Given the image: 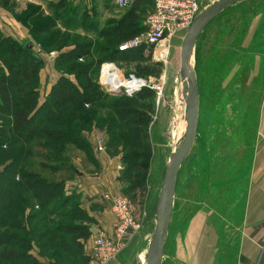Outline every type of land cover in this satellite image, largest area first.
<instances>
[{
  "label": "rangeland",
  "instance_id": "rangeland-1",
  "mask_svg": "<svg viewBox=\"0 0 264 264\" xmlns=\"http://www.w3.org/2000/svg\"><path fill=\"white\" fill-rule=\"evenodd\" d=\"M53 1L57 0H8V4L4 5L0 0V27L4 33L11 32L19 43H30L40 51L43 59L40 69L41 94L49 90V83L60 74L74 77L68 70L67 62L55 60L59 51L68 49V45L88 44L89 56L85 55L79 60L84 61L89 57L101 59L97 70L92 72L93 79L106 91L100 102L80 109L72 121L68 117L73 110L71 105L55 110L52 118L53 121H56L55 118L58 120L55 127H66L70 131L68 137L77 131L91 144L96 136L104 138V151L95 153L97 167L89 163L82 149L66 143L64 155L75 160L82 173L94 174V170L101 169L100 173L104 174L112 170L120 189L121 185L124 187L127 183L135 185L130 192L114 190L130 197L128 199L139 222L138 229L130 237L118 260L120 264H145L146 248L155 224L156 199L167 158L180 142L185 127L179 76V49L185 31L175 32L168 37L166 49L162 48L163 54L160 56L155 55L151 46V50L145 49L142 57L131 55L129 59L119 57L111 60L108 57L114 42H109L97 31L107 18L118 16L126 6L116 4L114 0H65L64 6L54 13ZM206 1L210 3L213 0ZM84 11L93 14L94 20L86 19ZM49 35V42L40 43L37 38ZM105 60L114 62L122 74L140 72L147 78L162 80L161 95L157 97L150 88L131 94L107 91L101 82L100 68ZM192 65L199 90L198 121L193 146L177 174L164 242L165 255L169 253L167 244L170 239L176 238L181 233L178 229L182 224L187 225L195 215L203 220L204 211L215 212L216 206H241L245 200L252 173V157L257 142L262 141L259 130L264 104V0H243L223 8L200 32L194 45ZM52 123L45 121L42 128L46 129ZM48 138L45 140L51 143L52 140ZM14 143L11 142L0 153V169L7 162L5 158L8 159L12 153ZM125 153H132L130 163L124 161ZM108 160L115 162V165H109ZM121 173L129 180L122 183L117 179ZM232 190L237 191L232 194ZM90 199L88 197L86 205H83L85 199L82 201V210L73 205L74 201L70 199L69 203L74 209L70 207L69 211L76 217H82L83 213L90 215L88 208L94 205H109L104 196L101 201L98 200L100 202H89ZM25 203L29 204L27 201L20 205L25 206ZM34 250L37 251V248ZM137 254L141 256L138 262ZM79 255L77 251H70L69 258L60 257L61 260L57 262L49 260V264H86ZM91 260L87 264H99Z\"/></svg>",
  "mask_w": 264,
  "mask_h": 264
},
{
  "label": "trees",
  "instance_id": "trees-1",
  "mask_svg": "<svg viewBox=\"0 0 264 264\" xmlns=\"http://www.w3.org/2000/svg\"><path fill=\"white\" fill-rule=\"evenodd\" d=\"M63 1L51 3L54 13L61 9ZM2 4H8V0H2ZM151 6L152 0H134L121 14L106 19L97 32L114 42L108 58L142 57L145 49L151 50V45L146 44L119 48L120 42L145 28V15ZM89 13L84 11L83 16L94 20V15ZM37 38L40 43H45L51 37ZM68 47L59 51L55 60L67 62L74 77L60 74L43 95L40 92V69L43 66L40 51L19 43L0 27V153L15 142L12 153L5 158L7 162L0 169V264H49V260L57 262L60 257L69 258L70 251L79 252L83 263H90L92 259L91 254L85 252L84 241L93 232L94 218L85 213L76 217L69 211L70 199L82 210L81 194L76 189L71 190L75 187L69 183L81 171L72 158L64 154L66 143H70L82 149L89 163L97 167V152L84 135L76 131L68 137L70 131L66 127H55L58 120L53 121L52 114L71 105L73 110L68 117L72 121L80 109L99 103L106 91L92 77L101 59L79 60L90 54L87 43H72ZM135 74L144 76L140 72ZM147 88L153 89L144 86L136 92ZM45 121L53 123L45 129L42 128ZM130 155L132 153L123 156L126 163H130ZM125 171L124 168L126 174ZM117 178L122 183L129 180L122 173ZM134 186L127 183L124 187L121 185L120 190L130 192ZM27 201L29 204L20 205Z\"/></svg>",
  "mask_w": 264,
  "mask_h": 264
},
{
  "label": "crops",
  "instance_id": "crops-1",
  "mask_svg": "<svg viewBox=\"0 0 264 264\" xmlns=\"http://www.w3.org/2000/svg\"><path fill=\"white\" fill-rule=\"evenodd\" d=\"M259 135L262 141L257 142L252 157V173L243 204H234L231 208L216 206L215 212L204 211L203 220L195 215L187 225L182 224L178 229L182 234L170 239L169 253H163L160 264H264V104ZM108 164L114 166L115 162L108 160ZM100 171L96 170L94 174L84 171L72 179L71 185L80 192L82 200L85 199L83 205L88 202V197H91L89 202H100L105 192L119 191L120 184L114 178V172L101 174ZM232 191L235 194L237 190ZM100 206L88 208L94 218L92 229H102L112 235L115 223L112 207L110 203ZM92 247L93 236L90 235L84 241L85 252L90 254Z\"/></svg>",
  "mask_w": 264,
  "mask_h": 264
},
{
  "label": "built area",
  "instance_id": "built-area-1",
  "mask_svg": "<svg viewBox=\"0 0 264 264\" xmlns=\"http://www.w3.org/2000/svg\"><path fill=\"white\" fill-rule=\"evenodd\" d=\"M114 1L116 4L128 6L134 0ZM207 4L206 0H152V6L145 15V28L129 39L120 42L119 48L125 49L146 44L153 46L155 55L160 56L163 54L162 48L165 47L166 49L167 38L175 32L186 31L192 19ZM105 62L100 67L103 77L101 82L103 84L108 83V76L106 75L113 73L116 74V81L108 84L119 89V91L131 94L144 86H148L155 90L157 97L161 95L163 91L162 80H153L135 73L122 74L112 61H109L112 64L111 72L106 74L103 69ZM93 144L97 154L104 151V138L102 136H96ZM103 196L110 203L115 215L114 232L110 235L102 229L93 231L91 234L93 236V247L90 254L96 263L120 264L118 260L119 253L127 246L130 237L138 229L139 222L127 196L121 192H105Z\"/></svg>",
  "mask_w": 264,
  "mask_h": 264
},
{
  "label": "water",
  "instance_id": "water-1",
  "mask_svg": "<svg viewBox=\"0 0 264 264\" xmlns=\"http://www.w3.org/2000/svg\"><path fill=\"white\" fill-rule=\"evenodd\" d=\"M243 0H213L201 9L192 19L188 29L185 31L179 49V76L184 99V120L185 127L182 138L175 149L170 152L167 164L164 169L160 189L155 204V224L151 233L146 253L145 264H160L164 253V242L168 228L173 194L175 190L178 170L190 152L196 135L198 109H199V90L196 74L192 65L194 55V45L199 33L207 23L217 15L223 8L230 4ZM31 47L30 43H27ZM115 80V76L110 74L108 83ZM106 85L107 91L118 93L119 89ZM170 135V133H167ZM140 260V255H136Z\"/></svg>",
  "mask_w": 264,
  "mask_h": 264
},
{
  "label": "bare ground",
  "instance_id": "bare-ground-1",
  "mask_svg": "<svg viewBox=\"0 0 264 264\" xmlns=\"http://www.w3.org/2000/svg\"><path fill=\"white\" fill-rule=\"evenodd\" d=\"M103 69H104V72L106 73V74H110V72H111V70L110 69H112V64L111 63H109V62H105L104 64H103ZM104 73V75H106ZM113 74V73H112ZM114 75V74H113ZM116 75V74H115ZM114 75V76H115ZM106 76H108V77H110V75H106ZM105 76V77H106ZM116 81V77H115V80L113 81V82H115ZM112 83V82H111ZM140 260H141V256H140Z\"/></svg>",
  "mask_w": 264,
  "mask_h": 264
}]
</instances>
